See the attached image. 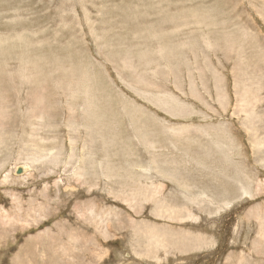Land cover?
<instances>
[{"label":"rangeland","instance_id":"obj_1","mask_svg":"<svg viewBox=\"0 0 264 264\" xmlns=\"http://www.w3.org/2000/svg\"><path fill=\"white\" fill-rule=\"evenodd\" d=\"M0 264H264V0H0Z\"/></svg>","mask_w":264,"mask_h":264},{"label":"water","instance_id":"obj_2","mask_svg":"<svg viewBox=\"0 0 264 264\" xmlns=\"http://www.w3.org/2000/svg\"><path fill=\"white\" fill-rule=\"evenodd\" d=\"M20 172H21V169H18V170H17V173H20Z\"/></svg>","mask_w":264,"mask_h":264}]
</instances>
